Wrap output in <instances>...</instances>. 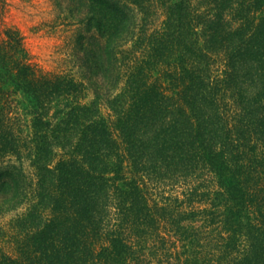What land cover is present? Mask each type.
Returning a JSON list of instances; mask_svg holds the SVG:
<instances>
[{"label":"trees","instance_id":"obj_1","mask_svg":"<svg viewBox=\"0 0 264 264\" xmlns=\"http://www.w3.org/2000/svg\"><path fill=\"white\" fill-rule=\"evenodd\" d=\"M54 1L78 78L0 36V264H264V0Z\"/></svg>","mask_w":264,"mask_h":264},{"label":"rangeland","instance_id":"obj_2","mask_svg":"<svg viewBox=\"0 0 264 264\" xmlns=\"http://www.w3.org/2000/svg\"><path fill=\"white\" fill-rule=\"evenodd\" d=\"M6 28L23 37L26 57L45 72L70 74L78 78L79 68L74 51L77 24L60 11L54 0H0V36ZM20 110L32 118L25 95L18 92ZM91 100L88 93L85 101ZM10 214L0 218L6 222Z\"/></svg>","mask_w":264,"mask_h":264}]
</instances>
